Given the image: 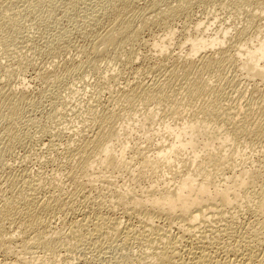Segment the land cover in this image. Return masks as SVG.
I'll return each mask as SVG.
<instances>
[{
    "label": "bare ground",
    "instance_id": "6f19581e",
    "mask_svg": "<svg viewBox=\"0 0 264 264\" xmlns=\"http://www.w3.org/2000/svg\"><path fill=\"white\" fill-rule=\"evenodd\" d=\"M237 1L239 12L251 7L244 9L240 21L245 25L238 33L246 36L254 25L257 32L264 30V23L257 22L258 16L264 18V0ZM191 3L148 0L137 6L132 0L95 1L89 23L103 28L93 34L89 47L95 53L99 46L103 52L113 49V59L130 75L121 81L120 73H98L96 68L98 90L86 99L76 129L25 121V109L36 106L28 85L0 75V144L3 139L6 146L19 141L25 122L26 128L27 123L39 125L37 132L46 137L50 152L63 155L70 188L62 191L53 170L49 178L42 170L33 177L25 167L17 175L0 170V264H44L25 257L36 251L48 259L68 254L67 264L76 258L88 264L92 260L88 262L86 255L97 257L113 244L126 252V264H264V43L251 51L230 49L226 35L235 32V24L218 16L219 20L202 17L191 25L184 20L182 29L174 30L175 18L188 15ZM154 25L171 37L178 31L176 43L189 44L191 51L200 53L172 56L167 47L159 53V65L142 67L150 56L138 51L140 30ZM5 40L0 22V43L6 45ZM82 54L87 61L71 60L65 76L52 70L39 73L40 91L58 89L63 77H73L90 61L88 51ZM228 67L241 68L254 81L250 101L228 100L221 86ZM59 92L46 115L49 123L66 116ZM163 136L169 145L152 151L142 146L160 143ZM237 141L258 148L254 157L240 154L242 164L236 162L235 155L242 153L237 145L227 148ZM184 150L189 155L178 158ZM159 169L161 178L166 170L173 171L171 183L159 179L147 184L151 180L148 175L144 179L146 173L158 178Z\"/></svg>",
    "mask_w": 264,
    "mask_h": 264
},
{
    "label": "rangeland",
    "instance_id": "374dc122",
    "mask_svg": "<svg viewBox=\"0 0 264 264\" xmlns=\"http://www.w3.org/2000/svg\"><path fill=\"white\" fill-rule=\"evenodd\" d=\"M95 1L96 0H15V1L14 0H0V14L2 15V20H0V22L2 23L4 37L6 38L5 40L6 45H4V42H2L3 44L0 43V64H2V66H0V75L14 76L15 77L14 81H16L17 80L16 78H18V80H23L28 85L29 87L28 91H30L28 95L31 96V98L35 101L36 106L27 107L25 109L24 111L25 121L27 118H29L28 121L33 120L39 125H42L46 123L47 121V125H50L49 127H52V126L57 127L58 125L59 126L66 125L67 127L70 128L74 125L72 128L76 129L75 128L76 126L80 127L81 125L80 123L81 118H79L80 117L79 115H81L84 110L83 106L87 102L86 99L89 98L90 96L94 97L93 94H95L96 90H98V88H95L96 84H94V82L97 80L96 78H97L98 73L99 72L102 73L104 72V70L107 71L108 73L112 72L111 74H114L113 72H115L116 74L114 75H117V73H120L121 75L118 74V76H120L119 79L121 81H123V78L124 79L128 78V74L130 75V70H127V71L125 70L122 72L121 66H119L120 64L118 60H117L118 62L117 63L116 58L115 60L113 59L115 57V53L113 49L110 48V49H107V51L104 50L103 52V50H101L103 48L99 46L98 48H96L98 52L95 53L96 51L94 52L92 48L89 47L90 39H92L93 34L96 33L97 31L99 32V28L100 30L103 28V27H100V25L94 26L89 23V14H90L89 12L91 11L89 9L90 8L92 9L91 6L95 3ZM132 1L135 5L139 6L141 4L140 6H142L148 0H132ZM194 1L192 0V3H191L192 5L189 4L190 7L191 6L192 7L190 8L191 11H188L187 13L188 15H186L185 13L182 16L179 15L175 18L176 21L175 22L173 21L174 30L176 29L180 31L182 29L181 26L184 23L183 22L184 20H186V22L191 25L192 23H195L197 20L201 19L202 17H203L202 19H205V18L212 19L213 17V18H216L217 20L220 19V21L221 20L224 21L225 19L226 23L229 21L228 23L233 22L232 24H235L234 25L235 32L227 33L226 35L228 43L231 46L230 49L240 48L241 51H251V50H254L256 44L259 45V43H262V42L264 43L263 27L260 29V31L257 32L256 30L257 26L256 25L251 26L249 30L247 31L246 36L240 35L237 31V30H240L241 27H243V25H245L244 24L245 22H242L244 20L240 21L241 19H243L242 15H244V12H243L244 9L251 11V7L246 8L247 6H245V8L244 7L241 8L240 12L242 13H240L239 12L240 8L234 7V5L238 2L237 0L236 1L230 0L231 3L229 0H225L226 1L225 5L219 4V1L221 2V0H217V1L216 0H194ZM227 8H229V10ZM233 9L234 11H232ZM236 10L238 12H235ZM206 11H207V15H206ZM230 13H231V16H230ZM238 13L240 14V16ZM191 16L192 18H190ZM217 16L219 17V19ZM177 18H179L180 20ZM189 18L191 19L190 22L187 21ZM257 18H258L257 22H259V24L264 23V20H262L264 18H259V16ZM178 22H181V23H178ZM177 23L178 25H175ZM155 26L157 25L150 26L149 28L147 27V29L145 28V29L140 30V34H139V40H140L139 46L140 47H138V51L139 52L141 51V53L144 52L145 54L150 56L148 58H145L146 60L143 61L142 67H148V66L153 67V66L159 65L161 61L160 57H158L159 53L161 50H164L167 47L170 48V52H171L170 54L172 56H175L177 54L185 55L187 53H190L193 57V56H198L197 53H200L199 51L195 53L191 51V47H190L191 45L189 44L179 45L178 43H176L180 40L179 39L180 33L178 31L176 32L177 34L175 37H174L175 34L173 35V37H171L165 32L163 33L164 29H162V27L159 28V26L157 27ZM164 34L166 36L163 39H160L161 38L160 36ZM209 40H212V39H209ZM215 43H219V41H215ZM1 45H4V47H1ZM215 47H217V45ZM90 49L93 52L90 51ZM84 50L88 51V54L91 55L90 61L88 63H85L87 61V58H85L87 57V55L82 54ZM93 53H95V55ZM71 60H73V62L74 61L79 62L80 60L81 61L84 60L85 62L82 68L77 70L76 74H74L73 77L71 78L68 76L67 78L63 77L60 82L61 86L58 89L50 86L45 92H41L40 91L41 83H40L39 78L36 76L39 73L41 74V72L43 73L49 70H52L59 75L61 74L62 76H65L66 73L68 72V68L72 66L70 62ZM5 67H7V69ZM96 68H98L97 69L98 73L96 71L97 74L95 73ZM8 72L12 73L13 75L9 74ZM224 73H226L228 77L225 80L221 81V86L223 89H226V91L228 90L227 92L225 91V93L228 94L229 97L231 96L230 97L231 99H229L228 97V100H230L232 104L235 102L245 103V101L247 102V100L250 101V98L253 97V93L251 92V90L253 88L254 81L246 77L245 75L246 72L242 70L241 68L228 67L223 70V74ZM2 78H4V76H2ZM63 86L64 87L70 86L72 90L62 89ZM236 89L243 91V94L245 95L240 96V94H238L239 92L237 93V91H235ZM59 90H60L59 95L62 96V98H64L63 105L66 107V108L64 107V114L66 116L65 117L61 116L63 118H60V119L59 117H56L59 120L54 118L55 120L52 119L54 121H50L49 123L50 119L47 120L46 115L48 113L49 108L52 105L51 101L56 97ZM101 96H102L101 100L103 103V99L105 98V96H103L102 94ZM87 100L89 101L91 99H87ZM65 103H67V105ZM81 106L83 109L81 108ZM71 108L73 109V111ZM78 111L79 113H77ZM62 119H63V122H62ZM25 124L26 122L23 123L22 126H20V127H23V130H22L23 134L19 141H15V143H13L12 145L6 146L4 145V141H3L4 139L2 140L3 144H0V170H2V168H5L6 171L10 170L12 174L17 175L18 172H20V169L25 167L27 169L29 168L28 170L29 172H31L30 174L33 173L32 174V176L34 175L33 177H35L36 175L35 173H39V170L40 171L42 170L41 172L43 173L44 176H48L47 178L52 176V174L51 175L49 174L50 172L52 173V170H53L54 174H56V175H53L55 177V181L56 182L59 181L57 183L61 185V189L65 188L64 191L63 189L62 191L65 192L66 190L70 189L69 184H68L69 181L65 176V167L63 166V160H61L63 159V155L60 153L61 151L57 153L56 152L53 153L54 152L53 151L51 153L50 152L51 149L47 148L46 146V143H47L46 137L43 139L42 138L43 135L37 132L39 125L35 123L33 124L27 123L30 125L29 126L27 125L28 127L26 128ZM36 126H37V129H36ZM238 142L239 144L240 143L241 144L239 145ZM242 142L243 141L234 142L235 144L230 143L231 145L228 144L229 146L227 147L229 148V147L237 145L236 147L238 148V150L239 149L241 150L242 153H240L239 151V154L235 155V158L238 156L236 158V162L239 164L243 163L240 160L241 157H246V156L254 157L255 156L254 153H256L255 151H257L258 149L256 146L251 147V145H248V144L246 146L245 142H244L245 144V147H244V144ZM161 145L162 146L169 145L168 137L163 136L162 138H160V143H154V144L151 143L148 145L143 144L142 146L147 148L146 150L152 151L153 149H156L157 147ZM249 146L251 148H249ZM251 149H252V152L250 151ZM188 155H189L188 151L184 150V151H180L177 154V157L185 158ZM239 155L241 156L240 159H239ZM46 156H47L48 161L45 158ZM52 158L53 159L58 158V159L56 160L54 159L53 161H51ZM41 160L43 161V163ZM49 161L51 164H49ZM8 166L11 169H8L9 168ZM30 168L33 170L31 171ZM179 170H183V166ZM47 171H49L47 173L48 175L45 173ZM214 174L216 176L217 173H214ZM147 175L149 176V180H151V181H145L147 184L149 183L151 184L154 181L159 180V179L160 180L166 179L169 181V184H170L171 180L169 179L175 176L173 171L169 169L165 171V178L160 177L162 175V169H159V171L157 172L158 178H155L151 176L149 173H146V175L144 176V179L147 177ZM216 178H219V177L217 176ZM47 181L48 180H45V182ZM95 183L96 185L100 186L99 185L100 183L98 181H96ZM123 220L125 222V219L122 218V221ZM57 224L60 225L59 222H57ZM117 245L118 244H113V247H114V248L112 247L113 249H111L110 247V249L106 250L105 252H102L97 257L95 256L96 258L93 255L91 256L89 254L86 255V258L88 259V262L89 260H92L90 261L91 264H126L124 258H122L124 257V254L126 252L120 249L119 245L117 247ZM134 252L135 254L138 253L136 250ZM45 255L46 254L45 253L42 254L41 251H36L34 254H27V256L25 255V257L26 258L28 257V259L32 258L31 260L34 263H40L41 261L42 262L44 261L43 262L44 264L45 263L46 264H65V263L67 264V262L65 261H69L68 258L70 257L67 254L68 256L65 255V257L59 256L56 258L48 259ZM72 260L74 264H76V262L77 264H80V262L82 264V261L79 260L78 262L77 258L72 259Z\"/></svg>",
    "mask_w": 264,
    "mask_h": 264
}]
</instances>
